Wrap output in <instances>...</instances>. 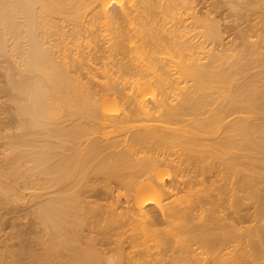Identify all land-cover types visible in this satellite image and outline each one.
<instances>
[{
    "label": "bare ground",
    "instance_id": "1",
    "mask_svg": "<svg viewBox=\"0 0 264 264\" xmlns=\"http://www.w3.org/2000/svg\"><path fill=\"white\" fill-rule=\"evenodd\" d=\"M210 1L0 0V264H264V0Z\"/></svg>",
    "mask_w": 264,
    "mask_h": 264
},
{
    "label": "rangeland",
    "instance_id": "2",
    "mask_svg": "<svg viewBox=\"0 0 264 264\" xmlns=\"http://www.w3.org/2000/svg\"><path fill=\"white\" fill-rule=\"evenodd\" d=\"M210 1V0H209ZM211 2V1H210Z\"/></svg>",
    "mask_w": 264,
    "mask_h": 264
}]
</instances>
